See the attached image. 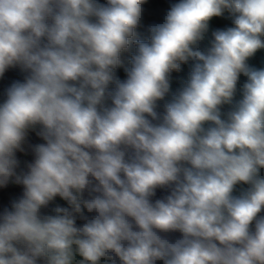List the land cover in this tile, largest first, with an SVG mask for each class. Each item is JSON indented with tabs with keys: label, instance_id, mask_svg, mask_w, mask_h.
<instances>
[{
	"label": "clouds",
	"instance_id": "obj_1",
	"mask_svg": "<svg viewBox=\"0 0 264 264\" xmlns=\"http://www.w3.org/2000/svg\"><path fill=\"white\" fill-rule=\"evenodd\" d=\"M0 264H264V0H0Z\"/></svg>",
	"mask_w": 264,
	"mask_h": 264
}]
</instances>
